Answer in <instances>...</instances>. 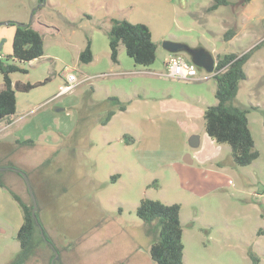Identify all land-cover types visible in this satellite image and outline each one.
I'll return each instance as SVG.
<instances>
[{"label": "rangeland", "instance_id": "374dc122", "mask_svg": "<svg viewBox=\"0 0 264 264\" xmlns=\"http://www.w3.org/2000/svg\"><path fill=\"white\" fill-rule=\"evenodd\" d=\"M229 1L238 3L210 9L215 0H48L36 10L38 0H0L2 57L12 51L15 26L8 21L38 15L49 25L41 57L10 60L27 69L12 73L14 82L38 85L17 90V112L0 126L14 120V134L33 141H0V168L11 164L27 174L58 264H157L150 250L158 231L136 213L143 198L181 204L183 264H252L250 250L264 264V0ZM106 16L146 23L157 44L155 62L136 64L123 43L113 62ZM230 28L236 35L225 39ZM87 38L94 58L82 63ZM165 40L204 46L215 58L251 51L235 100L256 107L248 117L260 156L251 164H235L230 145L206 132L216 79L204 68L202 79L167 76ZM71 72L78 85L59 95ZM192 135L199 136L197 145ZM3 174L30 204L24 177L13 169ZM22 223L19 203L0 188V264L21 251ZM45 241L37 233L25 264L51 263L54 248Z\"/></svg>", "mask_w": 264, "mask_h": 264}, {"label": "trees", "instance_id": "16d2710c", "mask_svg": "<svg viewBox=\"0 0 264 264\" xmlns=\"http://www.w3.org/2000/svg\"><path fill=\"white\" fill-rule=\"evenodd\" d=\"M250 1L241 0L240 2L242 6H245ZM47 2L48 0H38L36 10L45 6ZM237 3H232L229 0H215L210 9L218 8L220 5H236ZM36 10L33 15L36 13ZM110 22L111 26L108 30V35L113 62H119V46L121 43L125 45L128 55L133 58L136 64L148 66L155 62L157 58V44L153 40L150 27L146 23H133L127 19L119 18H112ZM9 24L14 25L16 30L13 37L12 53L0 57V72L3 75L4 81V88L0 90V121L9 119L17 112V90L29 91L38 85L31 82H14L11 76L12 73L16 71L27 72V69L10 60L31 61L44 54L43 35L33 27L31 22L22 23L11 20ZM235 35V28H230L225 32L224 37L225 39H231ZM250 57L251 51L241 55L236 52H228L217 56L215 67L217 73L213 75L217 82L215 92L217 103L208 106L204 112L206 132L218 142L230 145L233 161L238 165L251 164L260 156L259 150L255 147V139L248 117L249 111L256 107L235 104L240 82L248 77L245 64ZM93 58L92 41L90 38H87L86 45L79 54V61L89 63ZM49 79L47 78L44 82ZM109 99L114 100L120 110L126 109V105L121 103L119 98L110 97ZM115 112V110L109 112L104 121L105 124L109 122ZM32 141V139L19 140L20 143H30ZM9 166H11V168L9 167L10 169L14 167L11 164ZM16 172L23 176L20 172ZM0 186L10 191L23 211V223L16 236L20 242L21 251L9 264H25L32 256L36 247L37 233L49 245L52 241L44 228L45 237L42 236V232L32 215V197L31 203H26L16 192L7 186L2 176H0ZM136 213L146 223L153 224L158 231V237L151 246V258L157 264H183L185 245L183 242L184 229L181 222V204H167L157 199L143 198L137 207ZM37 217L40 221L39 212H37ZM53 245L57 250L55 244ZM249 254L252 264H259V255L253 250H250ZM54 256L55 250H53L52 259ZM55 264H58V261Z\"/></svg>", "mask_w": 264, "mask_h": 264}, {"label": "water", "instance_id": "95a60500", "mask_svg": "<svg viewBox=\"0 0 264 264\" xmlns=\"http://www.w3.org/2000/svg\"><path fill=\"white\" fill-rule=\"evenodd\" d=\"M163 45L170 53H177V52L187 53L190 56L191 61L195 63L199 68H204L209 73H213L215 71L216 58L204 46H191L188 43L178 42V41H173V40H165ZM2 47H3V42L0 43V50L2 49ZM190 141H191V144L197 145L199 143V136L192 135L190 138ZM12 169L20 172L26 181L30 195L33 200L32 215L35 218L36 223L42 232V235L45 237L43 227L37 217L38 201L35 196L34 189L30 182V179L28 178L27 174L23 170L17 169L15 167ZM50 244L55 250V256L52 259V264H55V262L59 259V253L51 242Z\"/></svg>", "mask_w": 264, "mask_h": 264}, {"label": "built area", "instance_id": "2783aa9c", "mask_svg": "<svg viewBox=\"0 0 264 264\" xmlns=\"http://www.w3.org/2000/svg\"><path fill=\"white\" fill-rule=\"evenodd\" d=\"M2 57V56H0ZM168 67L167 76L178 78V79H200L199 77V67L185 57L181 52L170 53L166 60ZM217 72L211 73L215 75ZM79 80L75 73L71 72L67 75L65 83H63L59 88V95L71 92L78 85Z\"/></svg>", "mask_w": 264, "mask_h": 264}, {"label": "crops", "instance_id": "0c3cea01", "mask_svg": "<svg viewBox=\"0 0 264 264\" xmlns=\"http://www.w3.org/2000/svg\"><path fill=\"white\" fill-rule=\"evenodd\" d=\"M90 17V16H89ZM107 17V19H109V20H111L112 18H114V17H111V16H106ZM9 22V21H8ZM23 22H26V23H28V22H31V24L33 25V27L34 28H36L37 30H39L41 33H42V35H43V30H45L46 28H49V25L47 24V23H44V22H42L41 20H40V16H38V15H34V16H32V18L31 19H28L27 21H23ZM15 30H16V27H15ZM15 30H14V32H13V34H15ZM13 37H14V35H13ZM83 49H80V51H79V54H80V52L82 51ZM12 51H13V39H12ZM12 51H10V53L9 54H11L12 53ZM3 56H4V54H3ZM12 76V75H11ZM200 77V79H202V78H205V76H199ZM63 84V83H62ZM62 84H60V86L62 85ZM60 86H59V88H60ZM15 115V114H14ZM14 115H12L10 118L11 119H13V116ZM7 120V119H6ZM0 122H3V121H0ZM14 122V120H12L7 126H0V141H7V142H9V144H11V143H15V142H19V140L20 141H23V140H25L24 138H20L18 135H15L14 134V132H13V130H12V126H11V124ZM249 123H250V120H249ZM11 126V127H10ZM186 161H188V162H193V159H191V157L190 156H188L187 157V159H186ZM216 160H213V162H215ZM7 169H10V168H7V167H3V169H0V175H3L4 176V174H3V172H5ZM0 188L2 189V187L0 186Z\"/></svg>", "mask_w": 264, "mask_h": 264}]
</instances>
